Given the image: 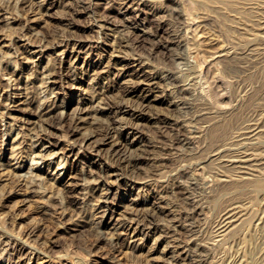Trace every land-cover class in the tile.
<instances>
[{"label": "rangeland", "instance_id": "374dc122", "mask_svg": "<svg viewBox=\"0 0 264 264\" xmlns=\"http://www.w3.org/2000/svg\"><path fill=\"white\" fill-rule=\"evenodd\" d=\"M124 1L0 0V264L8 241L30 246L23 264H259L264 0ZM116 140L135 168L109 156Z\"/></svg>", "mask_w": 264, "mask_h": 264}, {"label": "bare ground", "instance_id": "6f19581e", "mask_svg": "<svg viewBox=\"0 0 264 264\" xmlns=\"http://www.w3.org/2000/svg\"><path fill=\"white\" fill-rule=\"evenodd\" d=\"M184 1V0H183ZM195 1V0H194ZM193 1V2H194ZM136 0H125L124 2H123V4H124V6L126 7V11H131V10H133L134 9V5L135 4H137V6H139L138 5V3L136 2ZM178 2V1H177ZM252 2V1H251ZM32 3V2H31ZM181 3V2H180ZM260 3V2H259ZM143 4V3H142ZM35 4L33 3V6H34ZM185 5V4H184ZM124 7V8H125ZM142 7V6H141ZM186 7H188V6H186ZM125 10V9H124ZM189 10V9H188ZM172 11V10H171ZM230 11V10H229ZM131 13V12H130ZM173 13L175 14V15H177V16H182V14H183V12H182V10L179 8V6H178V8H176V9H174V11H173ZM193 13V12H192ZM99 14V13H98ZM130 16V15H129ZM132 16V15H131ZM176 16V17H177ZM131 18V17H130ZM129 18V19H130ZM187 18V17H186ZM185 18V19H186ZM150 19V18H149ZM243 22V21H242ZM183 23V22H182ZM188 24V23H187ZM126 25V24H125ZM151 26V25H150ZM64 29V28H63ZM251 29V28H250ZM147 30V29H146ZM183 32H184V30H182ZM39 34V33H38ZM158 34V33H157ZM187 34V33H186ZM135 35V34H134ZM145 34L144 33H137V36H135V37H138V38H140V36L142 37V36H144ZM147 35V34H146ZM56 36V35H55ZM59 36V35H58ZM57 36V37H58ZM180 36V35H179ZM174 37V36H173ZM172 37V38H173ZM183 37V36H182ZM185 37V36H184ZM50 38V37H49ZM48 38V39H49ZM40 40L39 41H43L44 40V37H41V38H39ZM126 39V38H125ZM131 39H133V38H131ZM142 39H143V37H142ZM184 39V38H183ZM47 40V39H46ZM127 40V39H126ZM128 40H130V39H128ZM137 40V39H136ZM136 40H135V42H136ZM150 40H152V39H150ZM175 40V39H174ZM172 41V39H171V42L174 44H177V46L178 45H181L182 44V41L181 40H178V41ZM185 40V39H184ZM250 41V40H249ZM141 42H142V40H141ZM158 43V42H157ZM41 44V43H40ZM44 44V43H43ZM174 44V45H175ZM46 45V44H45ZM49 45V44H48ZM159 45H161V44H159ZM40 46H42V45H40ZM140 46H142V45H140ZM222 47V46H221ZM156 49V48H155ZM161 49V48H160ZM164 50V49H163ZM166 50V49H165ZM167 51V50H166ZM224 50H221L220 52H223ZM225 51H226V49H225ZM164 52V51H163ZM219 52V51H218ZM228 52V51H227ZM162 53V52H161ZM218 54V53H217ZM172 57V56H171ZM222 57V56H221ZM167 58H169L168 56H167ZM174 58V57H173ZM56 66V65H55ZM122 70L123 71H125L124 73L125 74H127V70H124V68H122ZM51 74V73H50ZM178 75H179V73H178ZM181 75V74H180ZM43 76V75H42ZM182 76V75H181ZM48 77V76H47ZM165 77L169 80V81H172V82H174L175 83V85L177 86V88H178V90L180 91V93H183V92H185L186 91V88H185V86H183V84L181 85L180 84V82H179V80H178V78H177V76H175L173 73H171V71L170 72H167V74L165 75ZM180 78H182V77H180ZM168 83V82H167ZM182 83H183V81H182ZM171 84V83H170ZM41 85V84H40ZM174 85V84H173ZM172 86V85H171ZM41 87V86H40ZM141 87V85H139V84H137V85H135L134 86V88L135 89H138V88H140ZM187 87H189V86H187ZM133 90V89H132ZM53 91V90H52ZM187 93V92H186ZM119 94V93H118ZM136 100V99H135ZM183 100V99H182ZM115 101V100H114ZM121 102V101H120ZM38 103V102H37ZM54 105L52 106V107H49V108H47L46 110H39V113H38V116L40 117V118H43V120H48L49 121V119H50V117H53V116H55V115H53L54 113V110L56 109V100L54 101V103H53ZM139 104H141L140 105V108L139 109H141V110H143L144 108H145V103L141 100L140 102H139ZM51 105V104H50ZM62 104L60 103L59 105H58V107L59 106H61ZM122 103L121 104H119L118 103V109L120 108V110H121V107H122ZM113 106V105H112ZM46 108V107H45ZM93 109V108H92ZM76 110V109H75ZM80 110H84V108H82V109H80ZM87 110H89L90 111V109L89 108H87ZM98 110V109H97ZM96 111V110H95ZM118 112V111H117ZM79 113V112H78ZM123 115H124V113H122ZM80 116L79 117H77V118H79L80 120H84V118H83V116H82V114H79ZM120 116V117H116V118H113L110 122H109V124L107 125V126H105V127H103L100 131H101V135H103V139H108V138H110L111 136H112V134L114 133V132H116L117 131V129H118V125L120 126V124L122 125V119H123V117L124 116ZM10 116V115H9ZM74 116V115H73ZM57 116H55V119H57L56 118ZM59 117V119H58V124H61L62 123V121H63V119H64V110H61V115L60 116H58ZM83 118V119H82ZM110 118V117H109ZM52 119V118H51ZM71 119V118H70ZM100 119V118H99ZM125 119V118H124ZM8 122V121H7ZM129 122V121H128ZM53 123V122H52ZM106 123V122H105ZM127 123V122H126ZM51 124V123H50ZM183 124H185L186 125V123L184 122ZM54 125V124H53ZM56 125V124H55ZM126 125V124H125ZM127 126V125H126ZM71 127V126H70ZM99 127V126H98ZM129 127V126H128ZM140 127H141V123H140V121H135V122H133L132 123V128L133 129H135L137 132H139L140 131ZM189 127V126H188ZM187 127V128H188ZM194 127V126H193ZM77 128V127H76ZM191 128V127H190ZM73 129V128H72ZM76 129H74V131H75ZM119 130V129H118ZM132 130V129H131ZM118 132V131H117ZM134 132V131H133ZM193 133V132H192ZM118 134V133H117ZM86 135V134H85ZM191 136V135H190ZM192 138V137H191ZM194 139H195V137H194ZM192 140V139H191ZM18 141V140H17ZM20 141V140H19ZM24 142V141H23ZM21 143V142H20ZM22 144V143H21ZM56 145V144H55ZM174 145V144H173ZM28 146V145H27ZM22 147V146H21ZM38 148V147H37ZM37 148H36V146L35 145H30V147H28L27 148V152H29V155H31V154H34L33 156H35L34 158H33V160L35 161L36 159H42V161H46L47 162V165L48 166H50L51 164H52V162H54L55 160H56V147H54V148H51V150H49V149H41V150H39V151H37ZM109 148V147H108ZM100 151H101V149H99ZM131 150V147L129 146V144H125V143H122V141H114L112 144H111V149H109V156H111V157H114V159H116L117 161H122V164L125 162L126 163V165H127V167L126 168H128V167H131L132 169L133 168H135L139 163H140V160H141V157H140V155L138 156V157H132L133 155H132V151H130ZM19 151H20V149H19ZM106 151V150H105ZM108 151V150H107ZM63 155V154H62ZM113 159V158H112ZM144 160V159H143ZM142 160V161H143ZM40 160H37L36 161V163L37 162H39ZM119 163V162H118ZM19 165V167L20 168H22V166H23V164H18ZM124 165V164H123ZM126 165H124V166H126ZM59 167V166H58ZM37 168H40V166H37ZM122 168H123V166H122ZM139 169V168H138ZM130 170V169H129ZM136 170V169H135ZM160 173V172H159ZM256 174V173H255ZM36 175H38L39 176V179L41 178L40 177V174H36ZM257 176V178H256V180H257V185L259 186V187H264V176L263 175H260V174H258V175H256ZM43 179V178H42ZM46 180V179H45ZM33 181H34V178H33ZM182 181V180H181ZM246 181V180H245ZM184 182V181H183ZM35 183V182H34ZM39 185H42L40 182H39ZM44 185V184H43ZM42 185V186H43ZM41 186V187H42ZM106 187V186H105ZM262 189H264V188H261V189H259V190H262ZM36 191V190H35ZM46 192H47V190H46ZM261 192V191H260ZM35 193V192H34ZM44 195V194H43ZM51 195V194H50ZM6 196V195H5ZM54 196V195H53ZM53 196H52V198H53ZM56 198V197H55ZM44 200V199H43ZM102 200V199H101ZM47 201V200H46ZM46 201H45V203H46ZM48 203V202H47ZM64 206V205H63ZM92 206V205H91ZM59 208V207H58ZM229 208V207H228ZM48 209V208H47ZM102 209V208H101ZM148 209V208H147ZM55 210V209H54ZM61 210V209H60ZM169 210V209H168ZM189 210V209H188ZM197 210V209H196ZM151 211V210H150ZM199 211V210H198ZM155 212V211H154ZM200 212V211H199ZM202 212V211H201ZM200 212V213H201ZM204 212V211H203ZM238 213V212H237ZM136 214V213H135ZM158 214V213H157ZM156 213H154V215H157ZM206 214V213H205ZM246 214V213H245ZM137 215V214H136ZM159 215V214H158ZM201 215V214H200ZM204 215V214H203ZM138 216V215H137ZM146 216V215H145ZM145 216L143 217V218H141L140 217V215H139V220H137L136 219V226H138V228H142L144 225H145V220H146V218H145ZM149 217V219H151V220H154L156 217H154L153 215H152V213L148 216ZM236 217V216H235ZM243 217V216H242ZM234 218V217H233ZM178 219V218H177ZM195 219V218H194ZM227 219V218H226ZM247 219V218H246ZM245 219V220H246ZM248 220V219H247ZM203 221V220H202ZM230 221V220H229ZM260 221V220H259ZM150 222V221H149ZM220 225V224H219ZM246 225V224H245ZM203 226V225H202ZM254 226H255V224H254ZM99 227V226H98ZM35 229V228H34ZM264 229V228H263ZM3 230V229H2ZM140 231L138 230V232L135 234V237L136 236H138V233H139ZM142 232V231H141ZM248 232V231H247ZM241 233V232H240ZM145 234V233H144ZM18 236V235H17ZM16 236V237H17ZM20 236V235H19ZM12 237V236H11ZM19 238V237H18ZM98 238V237H97ZM13 239V238H12ZM98 239H100V238H98ZM191 239V238H190ZM206 239V238H205ZM8 240V239H7ZM96 240V239H95ZM111 241L110 242H112V245H116L117 244V240H118V237H111V239H110ZM212 240V239H211ZM22 241V240H21ZM98 241V240H97ZM186 241V240H185ZM48 242V241H47ZM198 242V241H197ZM16 243V242H15ZM47 245H49V247H52V245H53V240H52V242H50V244L48 243ZM167 245V244H166ZM26 246H29V245H27V243L24 241L23 243H21V245L19 244V243H16V245H12V243H10V241H8V242H6V244H5V248H4V250L5 251H7L8 250V248L9 249H13V252L11 253H9V255H8V257H3V259H5L6 261H7V263L8 264H23V256L25 255H23V253H24V251L27 249V247ZM40 246V245H39ZM38 245H33L32 246V249H34V251H38V252H41V247H39ZM175 246V245H174ZM200 246V245H199ZM4 247V246H3ZM133 247V246H132ZM167 247V246H166ZM29 248H30V246H29ZM48 248V247H47ZM46 248V249H47ZM3 249V248H2ZM28 251V250H27ZM32 251V250H31ZM42 251H43V249H42ZM173 251V250H172ZM26 252V251H25ZM45 254L46 253H48V251L47 250H44L43 251ZM171 252V251H170ZM33 254V253H32ZM175 254V253H174ZM178 254V253H177ZM171 255V254H170ZM173 255V254H172ZM201 255V254H200ZM6 256V255H5ZM174 256V255H173ZM163 257V256H162ZM177 258V257H176ZM166 259V258H165ZM168 259V258H167ZM254 260V259H253ZM176 261V260H175ZM255 262V261H254ZM1 263V262H0ZM166 263V262H165ZM187 263H189V262H187ZM199 263V262H198ZM195 264V263H194ZM259 264H264V261H262V262H260Z\"/></svg>", "mask_w": 264, "mask_h": 264}]
</instances>
